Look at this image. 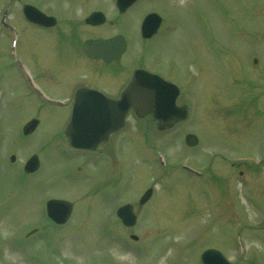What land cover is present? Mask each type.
<instances>
[{"label":"rangeland","instance_id":"374dc122","mask_svg":"<svg viewBox=\"0 0 264 264\" xmlns=\"http://www.w3.org/2000/svg\"><path fill=\"white\" fill-rule=\"evenodd\" d=\"M23 2L26 0L14 1L10 10V19L22 29L23 36L16 55L39 72L53 94L66 95L64 85L83 71L72 65L81 61L78 45L71 36L48 40L24 24L20 12ZM64 3L58 0V4ZM112 4L73 0L74 6L86 10L84 14ZM153 8L166 12L169 29L147 41V49L159 43L179 44L176 48L182 54V45L189 44L191 55L186 58L194 78L191 89L182 91L177 101L188 102V116L168 132L147 133L148 140L144 133L136 139L124 137L121 152L114 153L117 160L108 153L110 177L119 171V178L107 183L101 178L107 170L97 168L100 162L91 178L84 168L80 174L74 173L72 167H63L72 164L70 158L60 153L54 142H43L49 138L44 134L51 130L47 125H61L68 110L36 107L18 77L20 64L9 54L5 38L0 37V264H198L200 251L208 245L224 251L236 264V223H241L238 227L247 238L248 248L243 243L245 257L251 263L264 264V92L259 75L264 67V0H138L134 11L122 18V32L135 39L136 20ZM2 9L0 3V13ZM117 29L115 26L112 31ZM151 55H145V61L157 67ZM252 57H257L256 62ZM41 60L47 68L46 63L42 68L36 62ZM47 74L61 77L63 85L48 84ZM33 116H41L42 123L34 135L23 136L21 124ZM187 132L198 136L196 146L184 144ZM149 145L154 149L150 151ZM157 152L166 163L164 169H158ZM218 152L231 158L233 168L218 156L207 159ZM11 153L15 154L13 164L8 161ZM30 153H37L41 167L34 175L23 177L19 169ZM182 164L199 170L205 167V187L216 179L219 202L215 206L208 204L205 192L200 191V178L188 176ZM79 168L75 166V171ZM238 170L248 180L239 174L236 177ZM154 176L157 183L152 198L138 205L141 194L136 197L137 193ZM110 189L115 190L112 195ZM58 196L74 201L76 209L62 227L46 223L50 227L45 229L38 217L41 207L31 202L44 203ZM129 200L137 221L127 228L114 218L110 207ZM245 222L259 225L251 229ZM32 227L37 230L28 240L11 242L16 234ZM130 233L137 239H131ZM9 237L13 238L5 245Z\"/></svg>","mask_w":264,"mask_h":264},{"label":"water","instance_id":"95a60500","mask_svg":"<svg viewBox=\"0 0 264 264\" xmlns=\"http://www.w3.org/2000/svg\"><path fill=\"white\" fill-rule=\"evenodd\" d=\"M137 82H133L132 86L135 87V90L130 91L126 90L120 100L117 101H106L109 102V108H113L112 112L109 115V119L107 118L103 109L100 110L101 114L97 115V120L93 121L88 125L86 121V117H89L90 114L85 115L84 118L80 117V110H75L74 115L70 123L67 126V133L70 134V142L75 146H83V147H92L98 140L103 137L106 131L113 130L117 128L121 124V120L128 108L131 104L136 105V102H142L148 104L147 106H142L141 108L135 107V110L140 114L149 110L152 107V99L150 94H153L151 90L145 91L142 94L137 87ZM91 97V94H90ZM143 99H142V98ZM131 99H134V103L131 102ZM150 99V104H149ZM102 98H98L97 94H94L90 99L91 102H101ZM139 105V104H138ZM154 115L163 120V126H169L171 121L175 118H184L186 116V109L184 106L178 107L173 104V100L170 104H166L161 109H154ZM36 121H30L25 127L24 131L27 132L35 126ZM94 128L91 131L90 127ZM185 141L187 144L192 145L195 144L197 138L193 134H187L185 136ZM14 157L11 156V159ZM38 164L37 157L33 155L28 161L25 163V170L32 171L36 168ZM151 194V189H147L145 193L140 197L139 203L145 202ZM71 205L64 200H50L47 202V210L48 215L53 218L56 222H63L69 212ZM118 213L122 218L123 222L127 225L133 224L135 221V215L132 212L131 206L126 204L119 208ZM203 261L206 264H228L220 253L214 250H207L203 254Z\"/></svg>","mask_w":264,"mask_h":264},{"label":"flooded vegetation","instance_id":"af4514ba","mask_svg":"<svg viewBox=\"0 0 264 264\" xmlns=\"http://www.w3.org/2000/svg\"><path fill=\"white\" fill-rule=\"evenodd\" d=\"M60 8V7H59ZM63 13V12H62ZM63 21L56 22L50 29L47 31L50 34V38L48 40H53L54 38L61 39L71 36L74 40V43L78 45V51L80 53V62L76 61L72 63L75 67L76 71L83 70L70 78V81L67 85H64L66 89H68V94L66 95H53V93L47 88L45 83L42 81L39 72L34 68L37 81L45 88L48 94H50L53 98L64 99L65 103L60 105L59 107L64 109H69L72 96L74 92L81 88L87 87H107L109 81L111 80L112 88L120 91L124 84L126 83L127 77L125 76L126 66L120 60L112 61L110 63H105L102 60H93L89 58L83 49V42L86 39H91L92 36L88 35L89 30L85 28H79L76 26L75 22L69 21L67 17L61 16ZM61 37V38H60ZM45 61L41 60L38 62L40 67L43 68ZM48 64L46 63L44 68H47ZM111 68L113 70H111ZM94 69H99L100 72L95 71ZM46 73V69L43 70ZM103 71V73H102ZM107 72V73H106ZM48 75V74H47ZM186 76L188 74L186 73ZM47 82L50 85L62 86L63 83L61 81V77L57 75L47 76ZM182 82L188 84L187 77H182ZM107 92V91H106ZM53 106V105H51ZM120 133L114 132L112 137L106 142L105 145L99 150L91 151L90 153H113L116 148V143L119 139ZM76 153H82V150H78ZM102 155V154H100Z\"/></svg>","mask_w":264,"mask_h":264}]
</instances>
